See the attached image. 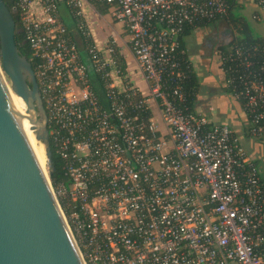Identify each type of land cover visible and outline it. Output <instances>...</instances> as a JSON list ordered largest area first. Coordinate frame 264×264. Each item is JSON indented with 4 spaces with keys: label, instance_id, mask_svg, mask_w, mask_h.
Segmentation results:
<instances>
[{
    "label": "built area",
    "instance_id": "2783aa9c",
    "mask_svg": "<svg viewBox=\"0 0 264 264\" xmlns=\"http://www.w3.org/2000/svg\"><path fill=\"white\" fill-rule=\"evenodd\" d=\"M252 4L264 15V0ZM101 6L129 35L147 94L118 82L114 41L99 46ZM13 10L64 165L52 189L84 264H264L259 166L183 89L181 35L222 20L228 1L16 0ZM218 60L250 133L264 136V49L237 45Z\"/></svg>",
    "mask_w": 264,
    "mask_h": 264
},
{
    "label": "water",
    "instance_id": "95a60500",
    "mask_svg": "<svg viewBox=\"0 0 264 264\" xmlns=\"http://www.w3.org/2000/svg\"><path fill=\"white\" fill-rule=\"evenodd\" d=\"M16 32L14 11L0 0V264H84L9 91L24 102L25 119L53 168L47 114Z\"/></svg>",
    "mask_w": 264,
    "mask_h": 264
},
{
    "label": "crops",
    "instance_id": "0c3cea01",
    "mask_svg": "<svg viewBox=\"0 0 264 264\" xmlns=\"http://www.w3.org/2000/svg\"><path fill=\"white\" fill-rule=\"evenodd\" d=\"M246 1L251 11L257 13V17L260 18L259 25H264V15L254 8L252 0ZM236 3L238 4V0H236ZM100 8L104 7H98L101 12ZM106 12H101V18H94L97 20L94 25L97 42L102 49L106 48L107 40H113L116 43L114 44L116 52L114 59L122 70L118 82L123 85L129 84L139 92L147 94L149 86L130 50V37L123 25L118 31L114 30L117 22L111 21ZM102 21L111 32L103 33L105 28L100 26ZM223 23H225L224 20L182 36L184 53L198 80L193 110L205 116L213 124L229 125L247 153L258 164L261 176L264 179V136H253L250 133L249 118L240 101L234 98L218 60V54L235 37V33L231 28H219ZM98 27H100L101 32L97 31ZM227 29L230 31L228 38L230 41L224 43L216 41L214 37L222 34V31L225 32ZM261 36L264 37V35ZM117 37L120 38V43L116 41Z\"/></svg>",
    "mask_w": 264,
    "mask_h": 264
},
{
    "label": "trees",
    "instance_id": "16d2710c",
    "mask_svg": "<svg viewBox=\"0 0 264 264\" xmlns=\"http://www.w3.org/2000/svg\"><path fill=\"white\" fill-rule=\"evenodd\" d=\"M229 4V11L226 17H224L222 20H224L226 23H228L231 27V29L235 33V37L232 39V41L224 47L221 52L227 51L228 48H232L233 46L237 45H244V46H259L261 49H264V37L262 36H256L253 33V30L245 20V18L240 17L238 18L236 15H234V9L237 7L236 0H227ZM6 4L10 9L13 10V8L16 5V0H5ZM106 8V7H105ZM105 8H100L102 13L106 12ZM14 11V10H13ZM14 17L17 25V32H16V44L19 47L21 53L28 58V60L31 59L32 51L29 46V44L25 40V36L22 30V24H21V18L19 11H14ZM66 20V19H65ZM220 20V21H222ZM219 22V21H218ZM217 23V22H215ZM213 23L212 25H215ZM206 28V25H200V28ZM191 32V29H186L185 32L180 37V48L183 49V43H182V36L187 35ZM182 59L184 61V67L186 70L187 78L185 82L183 83V89L187 95V104L191 109H194V102L196 99V92H197V76L193 72L192 67L187 61L186 55L184 54L182 56ZM32 65L34 67V63L32 61ZM53 150V160H52V166L50 171V178L54 185L66 182L65 177V170L64 165L61 160V158L56 154L54 148Z\"/></svg>",
    "mask_w": 264,
    "mask_h": 264
},
{
    "label": "rangeland",
    "instance_id": "374dc122",
    "mask_svg": "<svg viewBox=\"0 0 264 264\" xmlns=\"http://www.w3.org/2000/svg\"><path fill=\"white\" fill-rule=\"evenodd\" d=\"M234 15H236L238 18H240V17L245 18V20L247 21V23L249 24V26L253 30V33L256 36L264 35V25H259L260 18L256 16V13L251 11V9L249 8V4L247 3L246 0H238L237 7L234 9ZM100 26L105 28L103 33H108L110 31L109 28L107 29V26L104 24L103 21L100 22ZM121 26H122L121 23L115 24L114 30L118 31L121 28ZM225 26H226V28H231L230 25L226 22L223 23V25L219 26V28L221 29V28H224ZM97 31L101 32L100 27L97 28ZM103 35H105V34H103ZM116 41L118 43H120V38L117 37ZM33 139H34V142H35L37 149L45 158L44 167H45L47 174H49L51 171V168H50V163L47 160L46 155H45V149L39 142H37L35 140L34 137H33Z\"/></svg>",
    "mask_w": 264,
    "mask_h": 264
},
{
    "label": "bare ground",
    "instance_id": "6f19581e",
    "mask_svg": "<svg viewBox=\"0 0 264 264\" xmlns=\"http://www.w3.org/2000/svg\"><path fill=\"white\" fill-rule=\"evenodd\" d=\"M9 91L11 93V96H12V99H13V102H14V105H15V108L17 110V112H19L20 116H21V119L25 125V128L27 130V134L29 136V139L31 141V144L39 158V161L41 162V164L44 166V163H45V158L44 156L39 152V150L37 149L36 145H35V142H34V139L33 137L35 138V135L32 131V128L34 127L32 124H29L28 121H26L25 119V104L24 102L22 101L21 98H19L16 94H15V89L12 88L11 86H9ZM36 140V139H35ZM37 141V140H36ZM45 168V167H44Z\"/></svg>",
    "mask_w": 264,
    "mask_h": 264
},
{
    "label": "flooded vegetation",
    "instance_id": "af4514ba",
    "mask_svg": "<svg viewBox=\"0 0 264 264\" xmlns=\"http://www.w3.org/2000/svg\"><path fill=\"white\" fill-rule=\"evenodd\" d=\"M224 28H226V26ZM229 33H230V31L227 29L225 32L222 31V34L217 35L214 38L216 39V41L221 42V43L228 42V41H230L228 39L230 36Z\"/></svg>",
    "mask_w": 264,
    "mask_h": 264
}]
</instances>
